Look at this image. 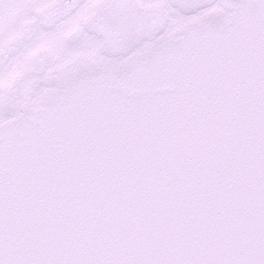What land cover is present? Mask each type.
Wrapping results in <instances>:
<instances>
[{
  "label": "snow or ice",
  "instance_id": "obj_1",
  "mask_svg": "<svg viewBox=\"0 0 264 264\" xmlns=\"http://www.w3.org/2000/svg\"><path fill=\"white\" fill-rule=\"evenodd\" d=\"M0 264H264V0H0Z\"/></svg>",
  "mask_w": 264,
  "mask_h": 264
}]
</instances>
